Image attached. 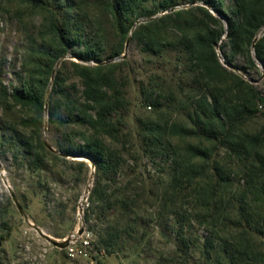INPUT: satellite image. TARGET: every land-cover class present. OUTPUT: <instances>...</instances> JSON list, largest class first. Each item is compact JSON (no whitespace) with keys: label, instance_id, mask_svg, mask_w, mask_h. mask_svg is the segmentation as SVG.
Returning a JSON list of instances; mask_svg holds the SVG:
<instances>
[{"label":"rangeland","instance_id":"rangeland-1","mask_svg":"<svg viewBox=\"0 0 264 264\" xmlns=\"http://www.w3.org/2000/svg\"><path fill=\"white\" fill-rule=\"evenodd\" d=\"M58 1L75 6L76 14L109 54L122 55L103 63H85L71 49L49 73L46 61L37 59L47 47L58 45L52 31L59 12L54 0L47 5L0 0V264H173L176 246L169 226L174 175L171 162L150 148L147 127L159 125L170 130L169 135L173 126L194 128L198 105L213 98L230 106L247 104L257 114L241 122L237 131L259 139L264 154V105L252 99L250 91L264 98V63L255 57V40L233 56L226 20L202 3L183 4L152 19H141L125 36L113 26L108 0ZM197 7H205L220 23ZM186 11L193 13L157 25L167 42L154 53L133 36L143 25ZM200 22L210 32L223 31L213 45L218 63L209 60V73L181 46L176 47L188 34L195 35ZM257 37L256 44H264V28ZM86 76L99 79L113 101L115 110L107 128L97 130L70 119L79 108L89 116L95 112L87 98L91 82ZM27 80L46 84L44 111L17 103L9 95ZM96 137L124 161L123 175L116 182L102 180L112 204L98 210L90 206L100 177L94 164L60 151L70 142L83 144ZM166 142L176 149L186 144L208 148L211 174L215 165L223 167L236 184L232 192L245 189L242 166L224 142L177 136H167ZM184 193L188 196L189 192ZM182 204L184 210L192 206L186 200ZM109 226L129 227L133 234L123 250L114 254L100 246L99 236ZM36 228L60 242L78 238L84 230L92 240L88 255L79 250L71 256L68 249L56 248L40 236ZM196 231L202 241L209 235L207 227ZM80 245L78 239L74 248Z\"/></svg>","mask_w":264,"mask_h":264},{"label":"trees","instance_id":"trees-1","mask_svg":"<svg viewBox=\"0 0 264 264\" xmlns=\"http://www.w3.org/2000/svg\"><path fill=\"white\" fill-rule=\"evenodd\" d=\"M18 1L47 5L48 0ZM54 3L59 12L52 31L58 45L55 48L47 47L37 59L39 62L46 61L49 73L71 49H74V56L85 63H103L122 55V52L109 54L106 47L98 43L96 36L88 30L87 22L76 14L75 6L58 0H54ZM108 3L115 30L122 31L125 36L133 31L141 19H152L158 13L183 4L202 3L226 20L233 56L240 48L251 46L258 32L264 28V0H108ZM197 10L205 13L208 19L220 23L205 7H197ZM192 13L193 11H186L166 15L160 20L143 25L138 31L136 29L133 36L143 40L146 49L154 53L157 47L167 42L157 25L175 18L180 20L184 14ZM203 23H199L194 36L188 34L176 47L181 46L182 51L191 59L194 58L202 71L208 72L210 59L213 58L218 63L213 45L223 31L217 34L210 32ZM175 51H179V48ZM255 57L264 63V44L261 41L255 45ZM249 59L256 68L252 56ZM88 80L90 79L86 76V81ZM89 82L86 94L89 102L95 105L91 108L95 111L94 114L89 116L79 108L70 119L97 130L107 128L109 118L115 110L113 101L102 90L104 85L99 79ZM46 88L43 82L34 84L27 80L9 95L17 103L32 105L44 111ZM250 91L252 99L264 105V98L257 92ZM256 114L257 110H252L247 104L230 106L213 98L211 102L205 100L198 105L193 115L194 128L173 126V134L169 135L171 131L159 125L151 124L147 127L146 137L150 148L158 157L171 162L174 175L175 192L170 201L174 210L171 212L173 220L169 226L176 246L173 264H264V251L257 246L258 242L264 246V154L260 150L259 139L237 131L241 122ZM51 115L53 119L54 110ZM167 136L224 142L242 166L245 189L232 192L236 184L223 167L215 165V173L211 174L207 160L212 159V155L208 148L200 144H186L184 148L176 149L166 142ZM60 151L73 158L89 159L100 174L91 193L90 206L98 210L100 206L112 204V198L102 180L116 182L123 175L124 161L120 154L98 137L87 139L83 144L70 142ZM185 191L191 193L187 196ZM184 200L187 201L186 205H192L185 210L182 204ZM197 227H207L209 230V235L203 241L198 237ZM132 235L129 227L109 226L99 236L100 246L106 252L114 254L123 250L122 246L132 239Z\"/></svg>","mask_w":264,"mask_h":264},{"label":"built area","instance_id":"built-area-1","mask_svg":"<svg viewBox=\"0 0 264 264\" xmlns=\"http://www.w3.org/2000/svg\"><path fill=\"white\" fill-rule=\"evenodd\" d=\"M78 239L81 241V245L79 248H74V246L77 244ZM92 245V240L90 234L84 232L82 235H80L78 238H74L70 240V246L67 248L70 252L71 256H75L79 250H81L82 255H88L87 248H90Z\"/></svg>","mask_w":264,"mask_h":264},{"label":"water","instance_id":"water-1","mask_svg":"<svg viewBox=\"0 0 264 264\" xmlns=\"http://www.w3.org/2000/svg\"><path fill=\"white\" fill-rule=\"evenodd\" d=\"M257 41H258V37L255 39V44ZM255 44H254V47H255ZM47 146L51 151H54V149L52 147H50L49 145H47ZM14 200L16 201V204L18 205V207H20L17 200L16 199H14ZM36 230L40 236L45 238L47 241H49L56 248H59L61 250H65L70 246V239H66V240H63L62 242H60V241L55 240V239L51 238L50 236L44 234L39 228H36ZM83 233H84V230L79 231V235H82Z\"/></svg>","mask_w":264,"mask_h":264}]
</instances>
